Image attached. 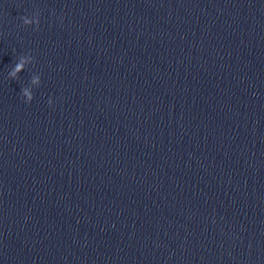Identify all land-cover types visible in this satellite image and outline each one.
Here are the masks:
<instances>
[{
	"label": "clouds",
	"instance_id": "clouds-1",
	"mask_svg": "<svg viewBox=\"0 0 264 264\" xmlns=\"http://www.w3.org/2000/svg\"><path fill=\"white\" fill-rule=\"evenodd\" d=\"M21 19H22L24 25L32 26L33 24H35L36 30H39L40 20L38 18L33 20V19L28 18V16H22ZM31 58H33L31 55L29 57L21 56L18 59V62L12 68V70L8 73L9 77L11 79H16L18 77V74L21 73L24 70L25 64ZM31 82L33 84H39L40 80H39L38 77H33ZM21 95L23 97H26L25 103H28V104H30L32 102L33 98H34L33 92L30 91L27 87L22 88ZM48 103L51 106L52 105V100L49 99Z\"/></svg>",
	"mask_w": 264,
	"mask_h": 264
}]
</instances>
